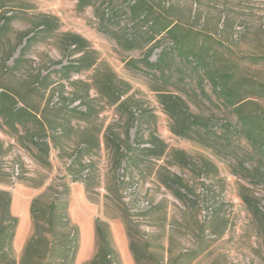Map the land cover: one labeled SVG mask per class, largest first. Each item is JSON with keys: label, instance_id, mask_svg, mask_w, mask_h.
I'll return each instance as SVG.
<instances>
[{"label": "rangeland", "instance_id": "1", "mask_svg": "<svg viewBox=\"0 0 264 264\" xmlns=\"http://www.w3.org/2000/svg\"><path fill=\"white\" fill-rule=\"evenodd\" d=\"M102 1L94 0V5L78 10L77 0H0V16L12 17L8 34L11 45L17 43V32L37 30L18 69H10L12 61H4L0 49V86L18 101L39 112L44 110L53 130L48 128L44 133L28 126V134L35 132L48 142L45 153L30 143L21 128L15 133L0 121V188L16 183L37 188V195L43 194L38 205L45 207L54 191L64 193L67 185L63 196L66 214L79 230L73 264H84L95 251V218L107 223L121 264H135L125 225L135 248L142 251L140 256L147 253V264H264V184L234 174L238 168L233 155L245 157L246 166L252 163L245 156L249 145L238 137L233 155L223 156L197 141L174 135L169 129L171 119L158 101V89L178 94L190 112L212 116L217 125L233 115L207 80L198 84V74L187 64L176 61L182 71L169 81L143 72L139 59L145 46L129 49L123 44V37L133 32L124 10L114 20L104 21L105 30L99 28L97 14L101 9L96 7H102ZM155 2L173 3L170 16L212 35L207 46L211 51L217 49L214 64L232 71L243 89L253 82L264 84V0ZM43 15L55 18L52 31L37 28ZM65 32L77 33L88 41L95 57L92 67L67 76L57 71L56 61L68 63L81 54L66 46ZM159 51L160 47L152 52L151 61ZM132 60L138 61L140 68L133 67ZM38 73L47 78L40 80ZM109 75L115 83L114 93L128 98L123 106L110 104L105 93L98 91L102 78ZM75 96L87 106L83 116L72 109ZM253 100L248 109L264 111V96ZM130 113L135 117L132 121ZM106 134L122 150L129 144L120 162L113 143L105 142ZM151 137L166 144L162 156L144 152ZM81 143L88 145L80 152L77 165L68 170L70 154ZM172 149L183 150L191 163L181 166ZM203 157L215 168H203ZM164 168L183 178L189 188L188 194L182 190L186 197H176L161 184ZM72 178L81 181L73 182ZM241 193L254 199L259 213L247 208ZM82 242L86 246L81 253ZM193 251L197 254L189 260ZM14 255L18 261L21 252L14 250Z\"/></svg>", "mask_w": 264, "mask_h": 264}, {"label": "trees", "instance_id": "2", "mask_svg": "<svg viewBox=\"0 0 264 264\" xmlns=\"http://www.w3.org/2000/svg\"><path fill=\"white\" fill-rule=\"evenodd\" d=\"M90 5H94V0H77L76 3L78 10H83ZM96 8L97 10L101 9L97 14L101 30H105L102 28L104 21L114 20L119 11L124 10L123 12L128 15L132 21L133 32L123 37V44L129 49L139 45L145 46L142 57L139 59L143 66L141 67L143 72L157 80L169 81L174 73L182 71L180 65L187 64L198 74V84L201 85L203 80H207L214 94L233 115V118L221 119L217 125L212 122V116L204 117L190 112L178 94L158 89V101L164 113L171 119L170 131L174 135L197 141L211 148L216 154L223 156L233 155L232 148L235 139L243 138L250 147L245 156L251 159L252 163L246 166L245 157L239 158L233 155L238 168L234 174H239L243 179L254 184H264V111L248 109V106L254 102L253 99L264 96V84L253 82L250 83L248 89H243L242 84L235 79L232 71L214 64L213 57L217 54V49L211 51L207 46L212 35L194 29L170 16L169 12L174 8V4L171 2H163L161 5L155 0H120V3L117 0H103L102 7ZM11 19V15L0 16V49L3 50L4 61H12L10 69L16 70L22 64L30 42L36 37L37 30L28 29L17 32V43L11 45L8 36ZM54 20V17L43 15L40 22L36 24L37 28L52 31L55 27ZM63 36L70 51L81 54L68 63L56 61V64L59 65L57 71L67 76L71 71L78 72L92 67L95 57L88 48V41L73 32H65ZM19 45L18 55L13 57ZM158 47H160V51L156 59L151 61L150 55ZM176 61L180 65L175 64ZM137 62L136 60L130 61L132 66L138 69L140 67L136 64ZM37 76L40 80L47 78L45 75L40 76V73ZM98 86V91L105 93L110 104H117L120 107L127 103L128 98H124L122 93H114L115 83L111 79V75L102 78ZM245 90L247 91L245 92ZM71 100L76 103L72 109L76 108L78 114L85 115L87 106L82 100L76 96ZM134 119V115L130 113L129 120ZM0 121L2 125L15 133H18L21 128L24 133L28 134V126H33L37 131L44 133L48 128L52 130L44 110L39 112L23 101H18L10 90L2 86H0ZM57 131L59 129L56 128L55 133ZM28 138L33 146L37 149L43 148L46 153L48 150L46 139L38 137L35 132L29 133ZM126 138L128 139L127 131ZM104 139L107 144L113 143L118 162H120L124 156L122 152L123 150L126 152L129 144H126V148L122 150L121 146L112 139V136L106 134ZM148 142L150 147L143 148L144 152L154 157L162 156L166 144L157 137H151ZM87 145L88 143H81L77 150L71 152L67 162L68 170L77 165L80 152L84 151ZM172 152L179 158L181 166H188L191 163L183 150L172 149ZM82 166L84 167L85 164ZM201 166L215 168L212 161L204 157ZM164 170V177L160 179L161 184L171 190L176 197H186L182 190L187 193L189 188L183 178L165 168ZM15 174L17 175L18 172ZM72 181L81 180L72 178ZM66 187L67 185H65L64 193L54 191L45 207L38 205L43 194L32 198L30 205L32 233L25 241L18 261H16L12 243L19 220L11 213V191L0 188V264L74 263L79 246V230L76 225L70 222L66 214L67 202L63 199L67 193ZM240 197L251 212L259 213L252 197L243 193L240 194ZM93 231L95 251L84 264H121L119 251L114 246L107 223L95 218ZM125 231L135 264H147V253L140 256L142 251L135 248L132 235L126 225ZM196 254L195 251L191 252L188 259H193Z\"/></svg>", "mask_w": 264, "mask_h": 264}, {"label": "crops", "instance_id": "3", "mask_svg": "<svg viewBox=\"0 0 264 264\" xmlns=\"http://www.w3.org/2000/svg\"><path fill=\"white\" fill-rule=\"evenodd\" d=\"M1 188L11 191V213L19 220L12 245L16 252H21L25 241L32 233L30 205L32 198L39 193V189L31 188L23 183H16L10 188L4 186ZM81 244L82 248L86 246L83 242Z\"/></svg>", "mask_w": 264, "mask_h": 264}, {"label": "bare ground", "instance_id": "4", "mask_svg": "<svg viewBox=\"0 0 264 264\" xmlns=\"http://www.w3.org/2000/svg\"><path fill=\"white\" fill-rule=\"evenodd\" d=\"M85 248V247H84ZM84 248H82V251H81V253L84 251Z\"/></svg>", "mask_w": 264, "mask_h": 264}, {"label": "built area", "instance_id": "5", "mask_svg": "<svg viewBox=\"0 0 264 264\" xmlns=\"http://www.w3.org/2000/svg\"><path fill=\"white\" fill-rule=\"evenodd\" d=\"M16 173H17V167H16Z\"/></svg>", "mask_w": 264, "mask_h": 264}]
</instances>
